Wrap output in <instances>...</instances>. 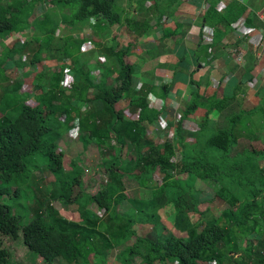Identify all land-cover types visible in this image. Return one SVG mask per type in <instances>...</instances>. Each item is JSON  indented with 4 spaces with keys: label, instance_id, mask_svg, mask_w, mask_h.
<instances>
[{
    "label": "trees",
    "instance_id": "obj_1",
    "mask_svg": "<svg viewBox=\"0 0 264 264\" xmlns=\"http://www.w3.org/2000/svg\"><path fill=\"white\" fill-rule=\"evenodd\" d=\"M123 1L57 0L72 11L66 23L81 29L92 19L100 28L133 25ZM2 2L0 37L20 34L13 9ZM245 9L240 0H230L222 9L218 0H210L203 18L213 32L204 54L212 55ZM254 22V14H248L245 24ZM53 40L49 36L39 45L26 40L22 47L3 51L0 68L10 72L3 80L0 76V264H8L10 240L17 239L42 264H101L111 253L121 264L136 259L139 264H264V167L256 159L264 149L253 146L264 127L246 116L261 111L258 119L264 125V107L234 113V98H202L199 83L190 80L194 89L175 120L174 138L153 140L148 129L160 115L148 107L147 97L152 93L165 100L167 88L157 89L148 81L135 90L133 68L124 60L127 51L110 44L94 59L87 55L81 63L76 54L64 52L61 61L52 64L54 58L48 59L46 52ZM89 59L95 62L91 68L86 67L93 64ZM17 69L35 73L29 93H21ZM123 99L128 100L127 109L119 106ZM198 107L205 108L199 129H183L182 119ZM213 111L223 119L221 124L211 123ZM71 126H76L83 148L94 144L103 154L97 167L106 179L93 194L83 188L78 165L70 162L69 171L63 168L65 153L59 142ZM45 171L53 175L54 189L42 185L39 173ZM183 174L186 179L177 178ZM125 178L149 190L152 199L138 211L121 214L119 208L127 200ZM197 179L213 185L216 198L203 197L194 186ZM175 193L176 228L169 233L159 212ZM217 198L223 208L215 211L211 201ZM206 200L207 207H201ZM53 202L73 207L79 221L65 218ZM141 223H152L153 231L138 236L134 226Z\"/></svg>",
    "mask_w": 264,
    "mask_h": 264
},
{
    "label": "crops",
    "instance_id": "obj_2",
    "mask_svg": "<svg viewBox=\"0 0 264 264\" xmlns=\"http://www.w3.org/2000/svg\"><path fill=\"white\" fill-rule=\"evenodd\" d=\"M218 1L219 9H222L230 0ZM240 1L246 6L245 12L240 19L230 24L231 30L222 38L219 47L210 57L201 51L202 43L210 41L213 32V27L205 24L203 18V14L210 6V0H124L122 7L126 12V17L133 20L131 22L133 27L126 23L124 26L116 25L109 29L104 25L100 28L94 26L96 22L92 19L88 27L80 30L79 34L82 38L78 40V43L81 45V52H93L96 56L98 55L96 52L103 51L107 44L116 46V50L127 51L124 60L133 68L132 82L135 84L133 85L135 90H139L141 85L148 81L157 89L167 88L169 94L165 100L160 95L152 93H149L147 97L148 107L160 115L156 122L160 131H158L159 128L155 130L157 124L152 125L148 129V136L150 139L157 138L163 142L162 138L165 135L168 140L174 138L175 120L186 110V105L191 98L190 92L194 89L190 80L199 83V93L202 98L204 95L211 96L212 94H215L217 99L234 98L232 102L234 113L253 107H264L263 104L261 105L264 101V0ZM67 10L70 11L68 8ZM252 13L255 16L254 24L258 26L245 24L246 16ZM114 37L115 40H113ZM16 44L19 42L17 41ZM100 55L103 54H99V61L103 60ZM178 59H181V63ZM90 61L94 66V60ZM112 68L114 67L110 69ZM177 69L184 76H181L179 70L176 71ZM219 71L223 72V77ZM93 74L97 78L100 77L96 70ZM91 92L90 90L89 93ZM157 92L160 94L159 91ZM119 106L127 109L128 100L123 99L119 102ZM84 110L85 108L82 109ZM204 115L205 108L198 107L182 119V128L197 131ZM209 119L214 124L223 122L222 118L218 119L217 111L211 112ZM190 140L191 137L185 139L187 142ZM123 157H125L124 154ZM105 179L106 175L101 174L99 182ZM139 190V194L148 191V198L150 197L149 190L141 188ZM168 194H171L169 190ZM177 195V193L172 194L168 199L171 203L159 212L161 223L169 233L176 228L178 209L173 202ZM126 197L127 200L123 201L119 208L121 214L134 209L130 205L133 199L127 194ZM204 203L207 204V200L202 201L200 206L203 207L201 204ZM125 207H128L127 210L122 211ZM213 209L217 211L218 208L213 206ZM171 213L174 215L172 221H170ZM167 214L170 215L165 220ZM138 227L144 228L143 232L153 231L152 223L136 224L134 230L140 237L145 235L137 231ZM116 251L118 252L117 249ZM110 257L115 258L117 264L118 259L115 254L111 253ZM110 257H106L104 262H110ZM134 262L139 264L138 259ZM118 264L121 263L118 261Z\"/></svg>",
    "mask_w": 264,
    "mask_h": 264
},
{
    "label": "rangeland",
    "instance_id": "obj_3",
    "mask_svg": "<svg viewBox=\"0 0 264 264\" xmlns=\"http://www.w3.org/2000/svg\"><path fill=\"white\" fill-rule=\"evenodd\" d=\"M42 0H3L2 5L4 7L11 6L13 9L12 12L14 17V23H16V28L18 30L16 32H20V34H8L4 35L3 37H0V64L4 63L2 56L3 51L7 45L8 48H12L15 43L18 41L19 46L22 47L23 42L26 40H29L30 42H35L34 45H39L40 43H45L49 36H52L53 45L50 47V50L46 52V57L48 59L54 58L51 63L55 64L59 61H61V56L64 52H68L70 54H73L75 56V59L78 60H85L86 55H90L92 59L95 56L93 53H87V52H81L80 50V43H78V40L82 38V36L79 34L81 28L78 26H72L69 23H66L63 21L64 18L71 16L72 11L67 10V7L60 2H57V0H43V5L41 7ZM132 24V23H131ZM130 27H133L132 25H129ZM25 30V31H23ZM142 30V29H141ZM25 32V33H22ZM15 33V32H14ZM16 40V41H15ZM15 41V42H14ZM27 41V42H29ZM202 49L206 43H202ZM89 47V45L87 46ZM199 49V52H201ZM17 56H13V59L15 60ZM91 60V59H89ZM181 63V59H178ZM181 66L183 64H180ZM86 67L91 68L92 64L86 65ZM16 69V68H14ZM33 69V68H32ZM177 69L176 71H178ZM34 71V70H31ZM10 72V69L2 70L0 68V76L3 80V77L7 75ZM25 72V73H24ZM29 71L26 70H20L17 69V72H14L16 77L20 79V81L23 83V88L20 89L21 93H29L30 88L32 86V80L34 78L35 73L32 72V74L28 73ZM222 73V77L224 76L222 71H219ZM179 73L181 76H184L181 74V71L179 70ZM17 97V96H12ZM19 98V97H17ZM29 103V102H28ZM241 103V102H240ZM31 105H34V103L30 102ZM1 108V106H0ZM1 115V114H0ZM263 113L261 111L256 112L254 115H246L250 119L255 121V124H258L257 126L264 127V125L261 124V119H258ZM244 119V117H243ZM246 122V119L243 120ZM188 125V124H186ZM158 127V126H157ZM161 127V126H160ZM258 127V128H259ZM68 134L64 137V139L59 143L60 149L64 151L65 156L63 158V168L65 171L70 170V162H74L76 165H78L82 169V184L83 188L85 189L86 193H93L96 191L99 187L101 182H99V177L101 176V169L97 166L100 163L101 156L103 157L102 152L94 145L90 144L86 148H83L79 140V133L76 128V126H71L68 130ZM160 131V129H158ZM262 131V130H261ZM260 135L261 138L254 141V147L255 149H264V131ZM169 133V132H168ZM246 132L245 134H247ZM245 138V137H244ZM166 135L162 138V140H166ZM240 141V140H239ZM242 143V142H241ZM248 144V141L244 142ZM252 146V147H253ZM253 147V148H254ZM106 157V155H105ZM122 158L123 154H122ZM256 159L259 161L260 166L264 167V154L260 153L257 154ZM263 161V164H262ZM40 163L45 164V161L42 160ZM40 179L42 180V185L45 187H52L54 183V177L51 175L48 171H45L44 173H39ZM180 180L186 179V175L183 174V176L177 177ZM125 183V193L133 199V203L130 205L134 207L132 210L138 211L141 206L152 199V196L148 198L149 192L144 191L143 194H139L140 188L138 187L137 183L133 180H128L127 178L124 179ZM194 186L196 188H199L202 190V196L212 199L216 198L215 196V188L213 185H208L204 182L199 181L198 179L194 181ZM42 187V186H41ZM44 190H47V188H44ZM173 189H170L172 191ZM23 193V192H22ZM23 196V195H22ZM140 197V198H139ZM144 197L143 199H141ZM147 198V199H145ZM170 198V196H169ZM140 199V200H139ZM142 200V201H141ZM209 202V200L207 201ZM23 203V202H22ZM8 204V202H7ZM126 203H124L125 205ZM208 204V203H207ZM206 203L201 204L203 207L207 205ZM211 204L221 210L223 208V204L219 198L211 201ZM53 205L56 209L60 211V213L70 221H79L78 214L75 212V209L73 207H65L63 204L59 202H53ZM128 207L123 208L122 211L127 210ZM18 210V207H13V211ZM144 214H148V211L145 210ZM143 215V214H142ZM170 214H167L165 216V220ZM164 217V216H163ZM149 218V217H147ZM174 218L173 213L170 215V221H172ZM135 229V228H134ZM145 229L138 227L137 231L142 235H149L148 230L143 232ZM164 234H167L165 232ZM9 260L8 264H42L40 258L32 253H30L26 247L22 244L20 239H17L15 241L10 240L9 244ZM110 262H107L105 264H116L115 258L110 257ZM118 264V261H117ZM136 264V262L134 263Z\"/></svg>",
    "mask_w": 264,
    "mask_h": 264
},
{
    "label": "built area",
    "instance_id": "obj_4",
    "mask_svg": "<svg viewBox=\"0 0 264 264\" xmlns=\"http://www.w3.org/2000/svg\"><path fill=\"white\" fill-rule=\"evenodd\" d=\"M155 124H157V123H155ZM155 124H154V125H155ZM157 126H158V127H157ZM157 126H156V128H155L156 131H157V129L159 128V125H158V124H157ZM159 129H160V128H159Z\"/></svg>",
    "mask_w": 264,
    "mask_h": 264
}]
</instances>
